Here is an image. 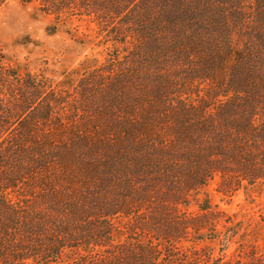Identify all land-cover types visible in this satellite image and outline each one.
Segmentation results:
<instances>
[{
  "label": "trees",
  "instance_id": "trees-1",
  "mask_svg": "<svg viewBox=\"0 0 264 264\" xmlns=\"http://www.w3.org/2000/svg\"><path fill=\"white\" fill-rule=\"evenodd\" d=\"M110 9L123 31L105 32L123 35L114 42L127 47L125 74L113 90L125 94L116 114L93 132L33 130L59 102L51 98L38 112L35 101L45 85L2 71L9 62L0 58V88L16 83L24 89L14 112L0 114V215L6 218L0 234L13 223L30 239L48 231L51 237L46 246L35 240L17 245L14 264H44L39 249L58 255L84 238L99 246L110 232L91 222L128 215L120 211L128 199L161 213L194 199L202 211L196 196L214 176L222 193L228 177L242 189L264 184V0H117ZM203 81L210 85L206 93L185 99ZM144 96L154 100L144 104ZM105 185L109 202H86L91 190L101 195ZM75 188L85 192L77 195ZM161 248L140 246L145 259L136 264H159Z\"/></svg>",
  "mask_w": 264,
  "mask_h": 264
},
{
  "label": "rangeland",
  "instance_id": "rangeland-1",
  "mask_svg": "<svg viewBox=\"0 0 264 264\" xmlns=\"http://www.w3.org/2000/svg\"><path fill=\"white\" fill-rule=\"evenodd\" d=\"M116 1L7 0L1 4L0 58L9 62L2 71L22 77L29 75L34 83L45 85L41 97L35 101L38 112L45 111L43 108L51 98L59 102L54 105L49 121L33 128L36 132L68 133L74 129L93 132L96 126L101 128L104 117L114 114L115 107L123 102L124 90L114 91L113 84L117 76L125 74L127 47L114 42V39L122 40L123 35L105 32L107 27L123 31V27L115 26L121 22L120 16L109 13ZM123 34L128 41L129 32ZM170 79H174L172 85L184 84L177 81V77ZM209 86L207 81L200 82L197 90L184 97L199 99ZM122 89L126 90V86ZM140 89L143 90L135 87L136 91ZM18 90L24 91L16 83L0 88L2 116L14 112L10 108L18 98ZM151 100H154L151 96L143 98L147 105ZM122 112L119 110L118 115ZM219 181L220 178L214 176L199 189L197 204L205 210H198L194 199L184 200L182 205L162 213L147 202L128 199V207L120 209L128 215H115L110 221L111 227H108L109 221L102 218L91 222L98 230L101 226L102 232H110L99 242L109 244L110 248H100V244L90 248L84 238L68 244L78 248L58 255L41 248L39 258L44 264L81 261L136 264L145 259L140 246L160 244L166 253L160 251L156 255V260L161 258L159 264H264V184L242 189L236 187L234 178L228 177L229 189L222 193ZM75 190L77 195L85 192ZM96 191L93 189L90 196L86 195L87 203L96 201L93 206H98L111 200L109 187L103 192L105 195ZM2 219L6 218L0 215V222ZM6 226L0 234V246L4 249L0 250V256L6 260L3 258L0 264H14L15 250L23 241L35 240L46 246L51 239L49 231L48 235L30 239L13 223ZM85 226L79 228L80 233ZM97 240L99 238L90 239Z\"/></svg>",
  "mask_w": 264,
  "mask_h": 264
}]
</instances>
